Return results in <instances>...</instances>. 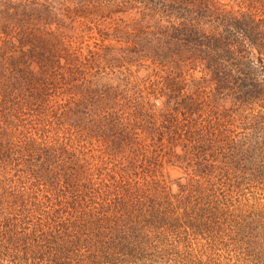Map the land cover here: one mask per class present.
Instances as JSON below:
<instances>
[{"label": "trees", "instance_id": "trees-1", "mask_svg": "<svg viewBox=\"0 0 264 264\" xmlns=\"http://www.w3.org/2000/svg\"><path fill=\"white\" fill-rule=\"evenodd\" d=\"M0 264H264V0H0Z\"/></svg>", "mask_w": 264, "mask_h": 264}, {"label": "rangeland", "instance_id": "rangeland-1", "mask_svg": "<svg viewBox=\"0 0 264 264\" xmlns=\"http://www.w3.org/2000/svg\"><path fill=\"white\" fill-rule=\"evenodd\" d=\"M221 1H227V0H221ZM162 172H164V174L166 175V176H163V177L167 181L169 180L168 176L171 179L170 181H172V179H177V178L182 176V170L179 167H177V166H166V167L164 166ZM235 247H236V245L229 244V245L226 246L225 249L223 248V251H224L223 253L225 254V252H227L225 255L228 256L230 253H233V252L228 251V250L229 249L231 250V249H233Z\"/></svg>", "mask_w": 264, "mask_h": 264}]
</instances>
